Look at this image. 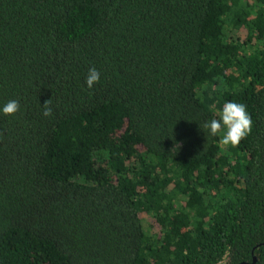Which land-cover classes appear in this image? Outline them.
I'll return each mask as SVG.
<instances>
[{
    "label": "trees",
    "instance_id": "trees-1",
    "mask_svg": "<svg viewBox=\"0 0 264 264\" xmlns=\"http://www.w3.org/2000/svg\"><path fill=\"white\" fill-rule=\"evenodd\" d=\"M9 99L0 264H264V0H0Z\"/></svg>",
    "mask_w": 264,
    "mask_h": 264
},
{
    "label": "clouds",
    "instance_id": "clouds-1",
    "mask_svg": "<svg viewBox=\"0 0 264 264\" xmlns=\"http://www.w3.org/2000/svg\"><path fill=\"white\" fill-rule=\"evenodd\" d=\"M101 73L95 67H90L85 76V84L89 89L100 82ZM20 102L16 99H9L0 103V114L14 115L20 110ZM43 116L52 115V108L49 100L43 104ZM252 129V118L247 111V106L235 101H227L223 104L218 118L210 119L203 124V130L212 136L220 135V142L223 145H237L242 138L246 137Z\"/></svg>",
    "mask_w": 264,
    "mask_h": 264
}]
</instances>
